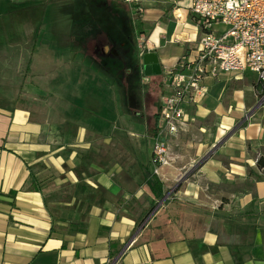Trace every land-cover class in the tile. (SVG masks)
<instances>
[{
	"label": "crops",
	"instance_id": "crops-1",
	"mask_svg": "<svg viewBox=\"0 0 264 264\" xmlns=\"http://www.w3.org/2000/svg\"><path fill=\"white\" fill-rule=\"evenodd\" d=\"M127 1L146 3L136 69L122 72L118 50L99 54L93 41L74 44L69 34L43 51L41 89L30 83V99L0 103V264H264L255 73L204 79V94L185 107L186 130L169 138L172 164L156 175L168 194L158 197L159 220L152 230L141 223L157 200L148 100L163 92L162 106L172 91L165 74L194 53L200 31L189 0ZM142 51L158 55L161 89L147 91L156 75L144 72ZM107 81L128 92L127 108L97 95Z\"/></svg>",
	"mask_w": 264,
	"mask_h": 264
},
{
	"label": "rangeland",
	"instance_id": "rangeland-1",
	"mask_svg": "<svg viewBox=\"0 0 264 264\" xmlns=\"http://www.w3.org/2000/svg\"><path fill=\"white\" fill-rule=\"evenodd\" d=\"M145 5V1L131 3L127 0H0V103L16 96L23 101L30 99L33 93L30 83L40 90L43 73L48 70L43 59L44 52L53 44L52 41L55 42L53 45H63L65 36L69 34V39L74 44L89 46L93 41L92 44L97 46L99 54L105 53L104 44H107L112 53L119 50L121 56L128 59L123 55L119 41L128 43L123 44L130 50L128 55L143 46V35L147 32L139 22ZM159 5L164 6L166 2ZM54 71H58V68ZM247 77L253 79L255 75L249 74ZM161 78L162 74L156 75L154 82H149L150 87L141 83L131 96L139 99V89H153L160 85ZM112 82H99L97 95L100 98L106 97L115 105L119 99L118 107L127 108L128 92L122 85L110 88ZM158 107L156 100H148V112L156 111ZM150 115L154 119L153 114ZM124 116L128 121L132 118L128 114ZM179 182L182 184L183 178ZM169 183L171 187L174 185V181ZM158 197L160 196H156L157 200H153L142 215L141 223L146 219V223L150 222L148 230H152L159 220L155 216L160 202ZM166 211L162 214V220H166L169 215ZM144 236L151 237L152 234L147 233Z\"/></svg>",
	"mask_w": 264,
	"mask_h": 264
},
{
	"label": "built area",
	"instance_id": "built-area-1",
	"mask_svg": "<svg viewBox=\"0 0 264 264\" xmlns=\"http://www.w3.org/2000/svg\"><path fill=\"white\" fill-rule=\"evenodd\" d=\"M189 1L190 11L199 20L200 36L194 53L165 74L172 91L162 96L160 129L154 136L151 164L156 175L172 164L169 138L186 130L185 107L204 94L205 78L255 73L257 103L264 107V0Z\"/></svg>",
	"mask_w": 264,
	"mask_h": 264
},
{
	"label": "trees",
	"instance_id": "trees-1",
	"mask_svg": "<svg viewBox=\"0 0 264 264\" xmlns=\"http://www.w3.org/2000/svg\"><path fill=\"white\" fill-rule=\"evenodd\" d=\"M119 41V40H118ZM117 42V41H116ZM118 43V42H117ZM122 41L120 42L119 41V44H120V46L123 48V45H122ZM125 44H128V43H126V42H124ZM123 43V44H124ZM94 44V43H93ZM105 46H108L107 44H104ZM134 53H137L138 54V52H133V54ZM99 55V54H98ZM98 59H101V57L100 56H96ZM118 57V56H117ZM116 59V58H115ZM118 59V60H117ZM116 60H117V68L118 67H120V69L122 68V72H125L126 71V68L128 67L127 66V64H128V62L127 61H125L124 59H123V57L120 55L118 58H117ZM121 59H123V61L121 60ZM161 86H162V84L160 83V85L159 86H157L158 88H160L161 89ZM153 90V89H152ZM161 91V90H160ZM162 93L163 92H160L159 94H160V96L162 95ZM160 96L157 98V102L159 103V109L158 110H156L155 111V113H154V119H153V121L151 122V124H150V126H149V128H150V131L153 133V135L155 136L157 133H158V131H159V129H160V116H161V108H162V106H161V102H160ZM258 166L259 167H263L264 166V156H262V157H260L259 158V160H258ZM150 174H151V178H153V182H151V190H152V192L155 194V195H157V196H161V194H162V191H163V185H162V182H160L159 181V179H158V177L156 176V174H154V173H151L150 172Z\"/></svg>",
	"mask_w": 264,
	"mask_h": 264
},
{
	"label": "water",
	"instance_id": "water-1",
	"mask_svg": "<svg viewBox=\"0 0 264 264\" xmlns=\"http://www.w3.org/2000/svg\"><path fill=\"white\" fill-rule=\"evenodd\" d=\"M142 60H143L144 72L147 75H159L162 73V68L159 62V58L155 52H147L142 54ZM167 197L168 194H165L164 199H166ZM143 225H145V223ZM139 231L137 232V234L139 233Z\"/></svg>",
	"mask_w": 264,
	"mask_h": 264
},
{
	"label": "flooded vegetation",
	"instance_id": "flooded-vegetation-1",
	"mask_svg": "<svg viewBox=\"0 0 264 264\" xmlns=\"http://www.w3.org/2000/svg\"><path fill=\"white\" fill-rule=\"evenodd\" d=\"M122 45H123V43H122ZM123 51H122V53H123V55L125 54V56H126V58H128V59H125V58H123L125 61H127L128 62V64H127V66L129 67V70L130 69H132L133 70V68L134 69H136L137 67V65H136V62H135V59H133L132 57L133 56H135L136 55V53H132V54H127V53H130V50H129V48L127 47V48H125V45H123ZM121 54H120V52H119V50H118V53H117V56L119 57ZM123 59H121L122 61H123Z\"/></svg>",
	"mask_w": 264,
	"mask_h": 264
}]
</instances>
